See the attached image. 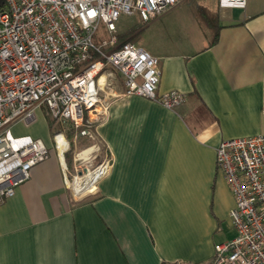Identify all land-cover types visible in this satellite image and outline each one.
Instances as JSON below:
<instances>
[{"label":"crops","instance_id":"0c3cea01","mask_svg":"<svg viewBox=\"0 0 264 264\" xmlns=\"http://www.w3.org/2000/svg\"><path fill=\"white\" fill-rule=\"evenodd\" d=\"M197 12L158 17L138 40L160 57L158 91L186 101L172 110L138 94L113 99L95 127L110 166L80 199L38 111L27 134L51 153L0 204V264H212L235 205L217 148L264 133V0H199ZM203 13L221 26L215 43Z\"/></svg>","mask_w":264,"mask_h":264},{"label":"built area","instance_id":"2783aa9c","mask_svg":"<svg viewBox=\"0 0 264 264\" xmlns=\"http://www.w3.org/2000/svg\"><path fill=\"white\" fill-rule=\"evenodd\" d=\"M5 1L7 9L0 12V204L50 156L45 140L15 131L21 123H34L43 106L66 129H75L76 140L96 138L94 125L120 95L138 94L172 110L186 101L180 90L158 91L160 57L139 43H119L117 27L123 14H137L148 24L182 0ZM246 3L219 0L221 7ZM53 139L68 182L67 132L58 130ZM80 153V160L91 157ZM109 166L106 159L88 169L86 182L93 177L97 184ZM217 167L234 194L230 217L237 234L215 246L212 264H264V133L221 141Z\"/></svg>","mask_w":264,"mask_h":264},{"label":"rangeland","instance_id":"374dc122","mask_svg":"<svg viewBox=\"0 0 264 264\" xmlns=\"http://www.w3.org/2000/svg\"><path fill=\"white\" fill-rule=\"evenodd\" d=\"M198 1L199 0H182V2L177 7H174L166 11L165 13H163L161 16H159V19H157L156 21L160 20L162 16H166V15H172V16L185 15L190 20L192 19L196 20V18H198V12H197V2ZM141 25L143 24L140 21L139 16L137 14H133V15L123 14L117 21L118 34L125 33L132 27H137ZM104 36L107 37V34H105ZM41 111L43 112L45 116L48 115V111L45 106L41 108ZM56 125L61 127L59 122L58 124L57 122H54L53 126L55 127ZM34 126H35L34 123H31L29 125L21 123L16 126L15 131L16 133H29L33 131ZM53 130L54 129L51 126L50 132H51L52 139L54 137ZM67 136L70 142V148L65 152V163L68 167V169L66 170L68 174V179H69L68 186L70 190H72L73 196L77 197V199H80L82 195L77 196L76 191H75L76 184L79 186L82 184L83 185L85 184L88 178L86 177V174H87V172L85 171L86 168H88L91 171L99 165V163L97 162V160L99 159L97 152H100L103 155V159L106 158L105 156L106 154H105V150H103V145L98 141L97 138L92 139L88 137L87 138L79 137L75 140L74 138L72 139L73 135L69 134ZM53 143H54V140H53ZM91 146L95 147V148H92L93 150L89 155L91 157L87 160H83V159L80 160L78 157V154L82 152L83 150L90 148ZM226 231L229 232V237H230L229 240L234 238L237 234L236 228L234 226L228 225L226 227Z\"/></svg>","mask_w":264,"mask_h":264},{"label":"trees","instance_id":"16d2710c","mask_svg":"<svg viewBox=\"0 0 264 264\" xmlns=\"http://www.w3.org/2000/svg\"><path fill=\"white\" fill-rule=\"evenodd\" d=\"M7 9V3L5 0H0V12L4 11ZM204 15V19H205V22L213 28L214 30V37H213V40H212V43H215L217 40H218V37H219V29H220V25L218 23V19L213 17V16H210L208 15L207 13H203ZM143 24V23H142ZM146 24H143L141 26H137V27H132L131 29H129L127 32L125 33H120L118 34V42L121 43V42H124V41H132V42H136L138 43V40L139 38L141 37L142 33H143V30L145 28ZM48 119H49V123H50V127L52 126V128L54 129V133L58 130H65L67 132V135L71 134L74 136V133H75V129L71 126H69L67 129L62 126L61 124V127L60 126H53L54 122H57L55 119H53L51 117V115L49 114L48 112ZM58 124V122H57ZM81 130V128H80ZM93 131L95 133V125L93 127ZM96 135V134H95ZM73 136H72V139H73ZM103 150H106L105 146L103 145ZM71 162V160H70Z\"/></svg>","mask_w":264,"mask_h":264},{"label":"bare ground","instance_id":"6f19581e","mask_svg":"<svg viewBox=\"0 0 264 264\" xmlns=\"http://www.w3.org/2000/svg\"><path fill=\"white\" fill-rule=\"evenodd\" d=\"M92 147V146H91ZM87 148V149H85V150H83L81 153H80V155L83 157V158H87L88 157V155L92 152V148ZM92 171V170H91ZM93 180H94V178L92 177V178H90V179H88V181L87 182H85V184L83 185H77L76 184V187H75V191H76V194L77 195H79V194H81L82 192H80V193H77L78 191H80V190H82V189H85V188H88L89 186H91V184L93 183ZM76 182V181H75Z\"/></svg>","mask_w":264,"mask_h":264},{"label":"water","instance_id":"95a60500","mask_svg":"<svg viewBox=\"0 0 264 264\" xmlns=\"http://www.w3.org/2000/svg\"><path fill=\"white\" fill-rule=\"evenodd\" d=\"M85 171L88 172V168H86Z\"/></svg>","mask_w":264,"mask_h":264}]
</instances>
